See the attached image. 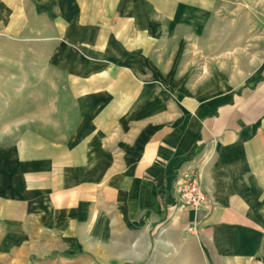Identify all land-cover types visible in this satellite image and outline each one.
I'll return each mask as SVG.
<instances>
[{
    "label": "crops",
    "instance_id": "crops-1",
    "mask_svg": "<svg viewBox=\"0 0 264 264\" xmlns=\"http://www.w3.org/2000/svg\"><path fill=\"white\" fill-rule=\"evenodd\" d=\"M218 4L0 0L62 79L48 125L0 133V264H264V61L197 84L171 48ZM188 170L207 215L174 204Z\"/></svg>",
    "mask_w": 264,
    "mask_h": 264
},
{
    "label": "rangeland",
    "instance_id": "rangeland-1",
    "mask_svg": "<svg viewBox=\"0 0 264 264\" xmlns=\"http://www.w3.org/2000/svg\"><path fill=\"white\" fill-rule=\"evenodd\" d=\"M35 22L29 26V20L21 19V26L14 27L11 12L0 20L1 134L29 126L44 128L48 124L36 116L45 113L46 100L59 94L62 79L45 73L39 57L44 50L39 38L45 32ZM183 40L171 47L176 49L174 64L182 77L197 84L224 78L238 85L264 61V0H219L205 27Z\"/></svg>",
    "mask_w": 264,
    "mask_h": 264
},
{
    "label": "built area",
    "instance_id": "built-area-1",
    "mask_svg": "<svg viewBox=\"0 0 264 264\" xmlns=\"http://www.w3.org/2000/svg\"><path fill=\"white\" fill-rule=\"evenodd\" d=\"M174 204L186 209L202 211L206 215L212 208V203L204 190L197 173L188 170L179 175L173 185ZM199 223H191L188 226L190 233H195Z\"/></svg>",
    "mask_w": 264,
    "mask_h": 264
}]
</instances>
